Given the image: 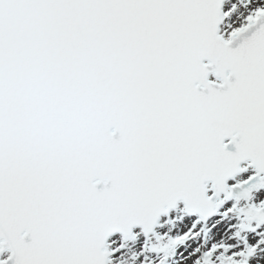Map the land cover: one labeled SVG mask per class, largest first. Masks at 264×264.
Here are the masks:
<instances>
[{
    "label": "snow or ice",
    "instance_id": "6c2138e0",
    "mask_svg": "<svg viewBox=\"0 0 264 264\" xmlns=\"http://www.w3.org/2000/svg\"><path fill=\"white\" fill-rule=\"evenodd\" d=\"M0 264H264V0H0Z\"/></svg>",
    "mask_w": 264,
    "mask_h": 264
}]
</instances>
